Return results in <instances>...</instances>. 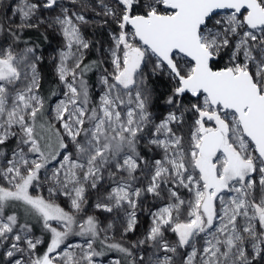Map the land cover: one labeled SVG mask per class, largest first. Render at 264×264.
Returning a JSON list of instances; mask_svg holds the SVG:
<instances>
[{"label": "snow or ice", "instance_id": "1", "mask_svg": "<svg viewBox=\"0 0 264 264\" xmlns=\"http://www.w3.org/2000/svg\"><path fill=\"white\" fill-rule=\"evenodd\" d=\"M109 253L264 264V0H0V264Z\"/></svg>", "mask_w": 264, "mask_h": 264}, {"label": "rangeland", "instance_id": "2", "mask_svg": "<svg viewBox=\"0 0 264 264\" xmlns=\"http://www.w3.org/2000/svg\"><path fill=\"white\" fill-rule=\"evenodd\" d=\"M55 46H56L55 42H53L52 47H55ZM45 49H47V52L45 53V55H48L49 53H51L52 48L49 47L48 44H47V47ZM141 220H142V223L144 225H146V223H147L146 218L142 217ZM140 231L141 232L143 231L142 227H141ZM138 234L139 233H137L136 235H138ZM116 235H117V239H119V233H117ZM136 235H130V239L134 240L136 238ZM116 255H117L116 253H109L106 257L99 258V264H112V260L116 257Z\"/></svg>", "mask_w": 264, "mask_h": 264}, {"label": "trees", "instance_id": "3", "mask_svg": "<svg viewBox=\"0 0 264 264\" xmlns=\"http://www.w3.org/2000/svg\"><path fill=\"white\" fill-rule=\"evenodd\" d=\"M32 39L33 40H35L36 39V36H35V34H33L32 35ZM47 44H48V42L47 41H45V42H43L42 44H41V47L42 48H46L47 47ZM143 224V223H142ZM144 225V224H143ZM143 228V227H142Z\"/></svg>", "mask_w": 264, "mask_h": 264}]
</instances>
